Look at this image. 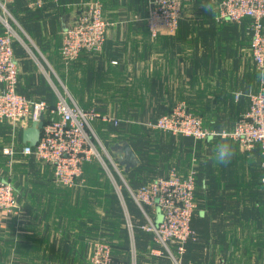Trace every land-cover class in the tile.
<instances>
[{"label":"crops","instance_id":"obj_1","mask_svg":"<svg viewBox=\"0 0 264 264\" xmlns=\"http://www.w3.org/2000/svg\"><path fill=\"white\" fill-rule=\"evenodd\" d=\"M31 1L13 0L8 7L26 47L15 48L18 90L54 105L57 89L71 104L120 120L117 127L92 124L118 189L97 161L84 165L74 188L58 185L49 166L29 169L20 154L24 129L0 123V175L14 184L20 206L17 216L0 213V264H72L83 262L93 241L115 235L119 244L125 227L122 189L167 177L172 168L183 175L196 171L192 226L198 239L187 244L182 264H264L261 148L247 151L227 139L235 155L229 164L218 165L214 152L221 138L194 141L147 127L177 102H185L209 130L234 126L249 110L250 94L264 91V71L257 70L251 53V20H220L223 0H179L176 33L153 38L146 24L153 0H100L110 23L103 49L82 52L65 65L60 56L64 28L93 0H45L42 8H31ZM124 143L134 160L128 162L123 153L120 161L115 154L113 148ZM12 145L16 154L5 155ZM129 204L137 208L134 200ZM144 233L141 253L149 236L153 241ZM113 254L130 256L131 263V248L130 254L122 247Z\"/></svg>","mask_w":264,"mask_h":264},{"label":"built area","instance_id":"obj_2","mask_svg":"<svg viewBox=\"0 0 264 264\" xmlns=\"http://www.w3.org/2000/svg\"><path fill=\"white\" fill-rule=\"evenodd\" d=\"M13 0H0V123L13 128L27 129L33 122L43 121L40 139L32 147L24 144L20 150L23 156L34 157L36 161L48 164L53 170L54 181L65 188H74L82 180L86 163L99 162L115 183L113 172L106 164L105 152L92 123L101 121L115 127L120 120L103 115L94 109L84 110L71 104L66 95L55 89L57 100L49 105L43 100H34L18 91L20 67L15 57L14 42L18 35L9 23L13 19L9 5ZM57 3L59 0H51ZM45 0H32L31 8H42ZM219 19L241 24L251 20V53L259 71H264V0H223L219 5ZM182 15L178 0H153L146 24L150 35L175 34ZM110 23L103 17L100 0L89 2L83 12L63 32L60 48L61 60L65 65L77 60L82 52L96 53L103 49ZM20 41H22L20 39ZM49 83L52 85L48 75ZM250 108L240 115L231 129H224L223 137L239 143L242 149L250 151L255 147L262 150L261 184L264 188V91L250 94ZM147 127L190 138L194 141L221 138V130H209L202 119L194 116L185 102H177L172 109L148 122ZM14 145L4 149V154H16ZM196 171L186 175L172 168L167 177L156 178L148 184L133 190L130 196L141 211L144 223L141 230L153 235V241L162 250L151 249L152 256L165 252L178 264L174 252L182 256L189 242L197 241L192 220L197 209L195 200ZM118 189V187H117ZM156 212L153 217L149 210ZM159 209V212L157 211ZM161 216L158 220V213ZM0 213L9 216L20 214V206L10 181L0 179ZM128 228L132 235L133 226L127 216ZM72 264H119L113 260L112 247L104 239L91 243L89 257L84 262ZM137 264L135 244L132 236L131 263Z\"/></svg>","mask_w":264,"mask_h":264},{"label":"trees","instance_id":"obj_3","mask_svg":"<svg viewBox=\"0 0 264 264\" xmlns=\"http://www.w3.org/2000/svg\"><path fill=\"white\" fill-rule=\"evenodd\" d=\"M14 51H15V47H14ZM83 169H84V167H83ZM150 181H152V180H150ZM150 181H148L145 184H148ZM145 184H143V185H145ZM140 186H142V185H140ZM196 187H197V185H196ZM137 188L138 187H136V188H133L132 187L131 189L136 190ZM122 196H123L124 202H123V210H121V212L123 211V218H124V224H125L124 226L125 227L123 228V233H121V235H119L120 236V239H119L120 242H119V244H117V243L114 242L113 239H114L115 235L110 236V238H108V239H106V238L104 239L112 247L113 260L116 263H119V264H130V259H129L130 256H128L127 260L122 259V258L117 257V256H114L113 249L122 247L124 249H127V251L130 254L131 240H132V236H133L134 244H135V247H136V260H137V264H151L150 260L153 261L152 264H156L155 263L156 261H157L158 264H160L161 259H163V258L165 259V258H167V256H165L166 255L165 252H163V256H161V258H159L158 256H152L151 255L150 251L155 246V244L153 243V241L151 239V236H149V238L146 240V243L144 245V252L141 253V250H140L141 249V246H139V240L141 239L140 236H142V233H143V235L145 234L141 230V228H140V226L143 224L142 223V219H143L142 218V214L140 213L138 207L136 209H133L132 210L131 207L129 206L130 205L129 204L130 200L132 202L133 199L130 196V193L128 191H126L125 189H122ZM195 200L197 202V199H196V191H195ZM126 216H129V220H130V222L132 223V226H133L132 235H131V232H130V230L128 228V222H127V217ZM192 223H193V220H192ZM89 254L83 260V262L88 259Z\"/></svg>","mask_w":264,"mask_h":264},{"label":"water","instance_id":"obj_4","mask_svg":"<svg viewBox=\"0 0 264 264\" xmlns=\"http://www.w3.org/2000/svg\"><path fill=\"white\" fill-rule=\"evenodd\" d=\"M67 28H64V31H66ZM43 127V121L39 122H33L31 126L23 131L22 140L23 143H28L30 146L34 147L38 140L40 139L41 135V129ZM120 149V151H117L116 149ZM115 150V154L119 156V160L121 161L122 154L124 153V157L127 159V161H131L135 159V154L130 148L128 143H124L121 146H116L113 148ZM131 164V163H129ZM159 212V209L157 210ZM161 216L159 215V218L157 221H160Z\"/></svg>","mask_w":264,"mask_h":264},{"label":"rangeland","instance_id":"obj_5","mask_svg":"<svg viewBox=\"0 0 264 264\" xmlns=\"http://www.w3.org/2000/svg\"><path fill=\"white\" fill-rule=\"evenodd\" d=\"M179 1V0H178ZM180 2V1H179ZM102 3V2H101ZM181 4V3H180ZM102 8H103V5H102ZM8 10H9V8H8ZM9 23H10V25L12 26V28L15 30V32L17 33V35H18V41L16 40L15 42H14V47L16 48V47H20V48H26V47H23L24 45L21 43L22 41H20V39L22 40L23 38H22V36H21V34H20V31L18 30V23L16 22V24L15 23H13V22H11L10 20H9ZM233 23V22H232ZM15 57H16V59H17V61H18V63H19V60H18V58H17V56H16V52H15ZM190 112L194 115V116H197V117H199L198 115H196V114H194L191 110H190ZM199 118H201V117H199ZM93 124V123H92ZM96 124L94 123V126H95ZM207 129V128H206ZM105 131H107V132H109L108 130H107V128L105 129ZM158 131V130H157ZM97 132H98V134L99 135H102V133H101V130H99L98 128H97ZM162 132V131H161ZM102 137V136H101ZM256 148V147H255ZM27 158H26V162L29 164V165H27L28 167H29V169L30 168H36V166H35V164H40V166H42V167H44L45 166V168L47 167V166H49L48 164H45V163H42V162H38V161H36L35 160V158H33L32 156L31 157H28V156H26ZM29 158H32V159H29ZM49 167H51V166H49ZM7 175H8V170H7ZM2 177V175H0V179H2L1 178ZM5 179V178H4ZM11 183V182H10ZM12 185H13V187H14V184L13 183H11ZM15 188V187H14ZM16 199H17V194H16ZM195 215V214H194ZM127 217V216H126ZM161 256H163V255H161ZM161 256L159 257V258H161ZM165 256H167V258H163V259H161V262H160V264H175L174 263V261L172 260V258H170L167 254L165 255ZM174 256H175V258L177 259V262H178V264H182V261H181V256L180 255H178L176 252H174ZM158 258V259H159Z\"/></svg>","mask_w":264,"mask_h":264},{"label":"clouds","instance_id":"obj_6","mask_svg":"<svg viewBox=\"0 0 264 264\" xmlns=\"http://www.w3.org/2000/svg\"><path fill=\"white\" fill-rule=\"evenodd\" d=\"M208 11L211 10L209 4H205ZM223 129L221 130V140L215 145L214 162L218 165H227L231 162L235 155V148L233 144L229 143L227 139L223 137Z\"/></svg>","mask_w":264,"mask_h":264}]
</instances>
